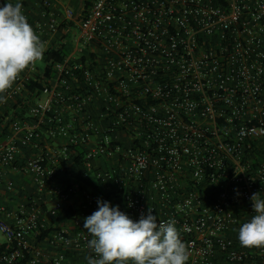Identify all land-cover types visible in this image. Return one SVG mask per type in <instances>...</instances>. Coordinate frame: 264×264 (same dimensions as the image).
I'll return each instance as SVG.
<instances>
[{
    "label": "built area",
    "instance_id": "2783aa9c",
    "mask_svg": "<svg viewBox=\"0 0 264 264\" xmlns=\"http://www.w3.org/2000/svg\"><path fill=\"white\" fill-rule=\"evenodd\" d=\"M22 5L38 36L59 31L46 0L36 18ZM64 20L73 45L47 84L29 90L41 73L30 66L0 103L11 109L0 186L13 193L14 170L36 190L16 209L0 205V264H88L83 225L98 200L134 221L149 207L174 220L187 264H264V247L238 239L250 197L264 199V0H93ZM66 163L105 197L84 189L72 228L50 223L79 187L58 182Z\"/></svg>",
    "mask_w": 264,
    "mask_h": 264
},
{
    "label": "clouds",
    "instance_id": "9594fccd",
    "mask_svg": "<svg viewBox=\"0 0 264 264\" xmlns=\"http://www.w3.org/2000/svg\"><path fill=\"white\" fill-rule=\"evenodd\" d=\"M45 44L28 23L20 2L0 4V103L20 74L43 59ZM250 221L239 228L243 247H264V199L252 194ZM98 210L85 218L84 229L95 253L88 264H187L189 250L174 220H158L149 207L148 214L134 221L119 207L98 200Z\"/></svg>",
    "mask_w": 264,
    "mask_h": 264
},
{
    "label": "crops",
    "instance_id": "0c3cea01",
    "mask_svg": "<svg viewBox=\"0 0 264 264\" xmlns=\"http://www.w3.org/2000/svg\"><path fill=\"white\" fill-rule=\"evenodd\" d=\"M44 0H0V4L2 3H16L21 2L28 8L31 16L36 18L39 16L42 11L41 3ZM48 2L47 10L52 12L58 16L59 23L64 29H67L70 25L68 22L64 20L65 11L67 9L74 10L75 14L81 13L83 9L84 0H46ZM74 5L73 8H69V6ZM64 29H59L56 34H49L46 36H39L42 42L45 44V48L49 47H58L63 43L62 40L66 33ZM1 133V129H0ZM4 142L3 137L0 134V143ZM52 143V142H51ZM48 148L51 146L54 148V145H47ZM34 154L33 151H26L23 154L22 159L25 156H29ZM65 171L60 173L58 176V182L61 185H66L72 181L78 184V190L73 195L69 201L65 203V208H70L72 213H77V215L81 212V206L84 203V199L82 197V191L87 189V191L92 192L95 198H99L102 194V190L95 179H87L83 177V172L80 166L73 165L72 163L65 164ZM9 178L14 182V191L13 193H8L3 186H0V205H4L9 209H16L21 204H26L35 194V186L31 181L23 176L18 171H8ZM44 200L45 209H50L53 206V199H50L45 195ZM110 206L113 207V205ZM76 216V215H75ZM67 218L65 215H58L56 219H50V223L56 225H62L67 228H72V219L75 217ZM54 222V223H53Z\"/></svg>",
    "mask_w": 264,
    "mask_h": 264
},
{
    "label": "trees",
    "instance_id": "16d2710c",
    "mask_svg": "<svg viewBox=\"0 0 264 264\" xmlns=\"http://www.w3.org/2000/svg\"><path fill=\"white\" fill-rule=\"evenodd\" d=\"M93 0H84L83 2V10L87 9L91 6ZM70 53V47L67 44V42H63L58 47H49L46 49L43 55V59L45 62L44 68L41 70V73L37 75V80H31L28 84L29 90H35L41 91L43 89V86L47 84V79L51 78L54 74L53 66L56 62L63 60L68 54ZM37 96H40V93H38ZM32 99V98H30ZM14 108L17 109V106L14 105ZM10 108H8L5 111V114L0 113V126L8 116L10 112ZM27 112V105L23 104L22 108L20 109V112H18V115L22 118L26 115ZM75 162L77 164H80V158L75 159ZM105 198L104 196H100L98 199ZM58 215H65L67 218L73 217L77 215V213H72L70 208H64L62 211L58 213Z\"/></svg>",
    "mask_w": 264,
    "mask_h": 264
},
{
    "label": "rangeland",
    "instance_id": "374dc122",
    "mask_svg": "<svg viewBox=\"0 0 264 264\" xmlns=\"http://www.w3.org/2000/svg\"><path fill=\"white\" fill-rule=\"evenodd\" d=\"M69 6V5H68ZM73 6L74 5H71V6H69V8H73ZM59 29L61 30V29H64V27H62L61 25H60V27H59ZM75 32V26H72L71 28H69V35H68V41H66L67 42V44L68 45H70V46H72L73 44H72V39H73V33ZM35 67H37L39 70H42L43 68H44V66H45V62H44V59H42L41 61H38L35 65H34ZM1 241H3V238L1 237V235H0V242Z\"/></svg>",
    "mask_w": 264,
    "mask_h": 264
}]
</instances>
